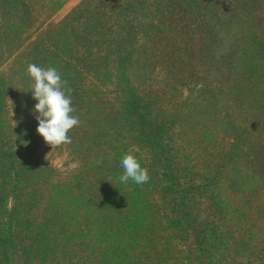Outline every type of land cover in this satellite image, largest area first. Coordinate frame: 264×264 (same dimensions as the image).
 I'll return each instance as SVG.
<instances>
[{"label":"rangeland","instance_id":"rangeland-1","mask_svg":"<svg viewBox=\"0 0 264 264\" xmlns=\"http://www.w3.org/2000/svg\"><path fill=\"white\" fill-rule=\"evenodd\" d=\"M16 1L0 0L3 25L28 23L21 35L10 26L12 37L0 36V78L9 83L1 131L16 140L15 154L26 153L21 160L52 172L25 191L36 202L22 214L31 221L22 233L29 244L16 255L8 249L4 264H210L165 221L153 185L168 149L184 156L197 187L217 175L216 208L225 213L218 233L229 244L212 245H231L236 264H264V0H27L25 9ZM31 42L38 65L56 67L71 88L80 124L70 144L52 148L37 133V101L18 54ZM121 73L146 113L174 126L156 157L118 114ZM107 113L113 132L100 128ZM124 154L148 169L147 183H119ZM192 201L183 212L199 211L203 202ZM15 203L10 191L0 206L5 224ZM223 254L210 257L217 263Z\"/></svg>","mask_w":264,"mask_h":264},{"label":"trees","instance_id":"trees-1","mask_svg":"<svg viewBox=\"0 0 264 264\" xmlns=\"http://www.w3.org/2000/svg\"><path fill=\"white\" fill-rule=\"evenodd\" d=\"M7 1L11 6H13V4L14 6L16 5V0ZM20 1L22 3V5L20 4L19 6L20 8L25 9L28 7L27 0ZM15 11L18 12L16 7ZM22 13L17 14L20 15ZM26 20L25 18L24 20L21 18L20 22L15 21V25L12 23L3 25L2 20H0V36H3L4 39L5 37L11 38L12 36L10 37L8 31L10 26L13 27L14 31L16 30L13 36L17 33L20 34L17 29L20 28L23 30L28 24ZM28 45L30 46L29 49H22L20 45L18 46L20 50L18 54L22 53L23 58L27 60L26 67H19L22 71L23 69L27 71L29 64H38L39 61L37 56H35L37 52L36 46L38 45H33L32 42ZM28 45H26V47ZM4 46H6V42H3L0 38V47ZM43 64H45L44 60ZM117 81H119L118 86L122 88L121 95L124 96L122 99V110L118 114L132 123L128 129L132 131L134 127L138 130L140 142L144 147L153 151V156L156 157L155 154L167 143L171 137V133L173 136L174 130H172V128H174V126L171 122L167 123V121L163 119L159 120L158 118H152L151 114L146 113L148 107L141 101L137 92L135 93V91L128 87V83L125 81L124 77H122V73L117 76ZM8 84L9 83L3 78H0L1 112L4 108V96L8 92L7 89H5L8 87ZM111 115V113H107V115L104 116L103 123L100 125L101 129L106 127L108 130L114 131L107 123ZM94 124L95 123L91 121V124H88L87 127L92 126V128H94ZM1 129L2 125L0 126V178L3 180V185L0 186V206L4 205V201L7 195L9 196L10 191L13 192L16 200L12 212L10 213L9 222L5 224L0 219V264H4V257L7 256L8 249L15 248L14 253L16 255L17 253H21L23 249H27L29 244L27 235L23 236L22 233L27 226L30 225L31 221L28 222V219L23 217V215H26L28 212L32 213L36 206V202L32 201V198L29 196L24 198V195H26L25 191L38 188L41 184H44L48 178H50L52 169L49 165L36 160H30L27 157L26 160H21V156H25L26 153L21 151L20 154H15L16 140L15 143H11L10 138L6 139ZM99 135L103 134L99 133ZM19 146H21V144H19ZM3 148L4 152L2 151ZM159 159L160 157L157 156V160ZM160 160L165 164L161 167L157 166V170L160 171L159 175L162 179L157 178L156 181L158 183H155L153 188L157 193L159 191L161 194L160 201L166 208L165 221H169L170 224L175 227L177 232L180 233L181 240L184 243L193 241V243L197 245L196 254L198 256L203 255V258H207L210 264H236L234 260L236 256H238V253L235 254L234 248L231 245L226 249L212 245V241L214 240L228 243L227 238H223V241L220 238L221 235L218 233L219 225L216 221L218 213L219 217L221 216L222 219L225 215V213H222L216 208L221 206V201L218 200V195L214 192L217 188V175L215 174L211 179H204L203 184L197 187L195 181L191 179L189 173L186 171L185 167L188 166L185 164L184 156L180 155L176 149H168L165 156ZM200 182H198V184H200ZM194 197L200 200V202H203L202 205H198L199 211H197V213H191V211L183 212V209H186L189 203H193L192 199ZM200 206L205 207L202 208ZM21 207H23L22 210ZM201 209H203V212H200ZM19 214H21V218L18 217ZM18 238H20L19 241ZM231 240L234 239L232 238ZM37 246L42 250L43 247L41 245ZM229 249L231 250L230 252ZM217 250L223 251L224 254L219 257L218 261H216L217 263H215L210 256ZM224 255H226L228 260Z\"/></svg>","mask_w":264,"mask_h":264},{"label":"clouds","instance_id":"clouds-1","mask_svg":"<svg viewBox=\"0 0 264 264\" xmlns=\"http://www.w3.org/2000/svg\"><path fill=\"white\" fill-rule=\"evenodd\" d=\"M27 74L32 82V97L37 101L32 113L38 123V135L52 148L70 144L72 141L69 132L80 124V120L73 115L75 110L71 106L72 99L68 94L71 88L68 87V82L62 79L55 67H41L35 63L28 65ZM120 166L123 169L118 177L120 184L131 181L143 185L150 179L148 169L142 167L131 154L122 156Z\"/></svg>","mask_w":264,"mask_h":264}]
</instances>
